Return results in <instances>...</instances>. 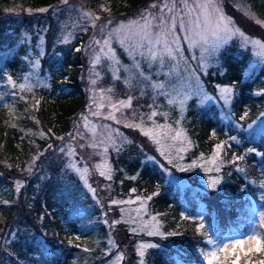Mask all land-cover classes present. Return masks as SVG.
Here are the masks:
<instances>
[{"label":"trees","instance_id":"1","mask_svg":"<svg viewBox=\"0 0 264 264\" xmlns=\"http://www.w3.org/2000/svg\"><path fill=\"white\" fill-rule=\"evenodd\" d=\"M148 1L92 0V3L104 4L112 13L122 14ZM243 3L264 21V0H243ZM60 4V0H0V264H108L109 261V255H105L109 226L103 219L102 205L98 206V201L74 174L66 172L64 178L48 175L51 164L46 168L44 164L36 168L37 163L35 167H27L40 154L39 159L45 157L53 146H58L59 140L71 133L74 119L86 106L83 75L87 61L78 47L86 41L90 29L68 43L52 42L53 21L45 13ZM22 35L33 38L34 46L37 35L45 37L46 53L41 60L42 68L49 73V83L34 95L28 91L23 94L6 79L10 75L17 82L29 69L24 57L30 46ZM251 59L250 52L242 50L239 42L233 40L220 55L221 66L211 68L205 76L212 91L217 84L234 86L231 114L244 125L264 113V64L254 72H246ZM57 63L62 65L59 70L55 68ZM184 125L194 144L191 156L209 154L216 144L224 143L226 128L215 104L203 106L191 100ZM228 132L237 134L230 126ZM241 137V143H230L222 170L223 181L217 190L206 189L197 180L191 183L192 179L185 187L168 182L166 172L145 158L148 152L139 148L137 142L129 148L132 155L127 154L128 149L113 155L117 194L125 197L135 189L139 195H152L149 208L164 222L163 236L131 235L130 240L150 239L157 245L148 250L143 264H205L197 249L208 247L204 230L197 231L201 222L216 240L226 241L250 232L253 221L258 219L256 213L264 210L261 207L264 200L260 199L264 194L261 186L264 133L251 140ZM142 144L148 148L146 142ZM249 149L254 151L247 161L233 162L234 156ZM237 167L245 171L239 172ZM44 170L45 178H39ZM65 188L70 193V203L63 207L58 199ZM200 215L204 216L203 221L199 220ZM127 256V264H141L134 262L137 255L132 251ZM249 256L250 264L264 260L261 252ZM243 259L242 256L241 263Z\"/></svg>","mask_w":264,"mask_h":264},{"label":"rangeland","instance_id":"2","mask_svg":"<svg viewBox=\"0 0 264 264\" xmlns=\"http://www.w3.org/2000/svg\"><path fill=\"white\" fill-rule=\"evenodd\" d=\"M153 2H155V0L148 1V3L140 8L132 9L122 14H115L112 13L111 10L104 4L95 6L92 3V0H70L68 5L60 4L56 8L45 13V15L49 17L50 21H53L52 28L50 29V40H52V42L58 41L59 43H68L69 41H73L75 36L79 35L80 32H87L90 29L86 41L81 45V47H78L79 49H82L83 56L87 61L83 75V83L87 90V100L85 110L81 112L76 120L74 119V126L71 133H69L67 137L59 140L57 143L58 146H53L48 153H45V157L43 156L42 159L38 158L39 160L35 159V157V163L33 164V159L27 167H35V164L37 163L36 168L39 164H44L46 168L48 164H51V167L48 170V175L64 178L66 172L74 174L75 177L81 181L82 186L91 194L93 198L98 201V206L102 205L104 213L103 219L104 221H108L106 224L109 226L107 251L110 249L111 254L109 255L108 264H127V255L131 251L137 255L134 262H141L144 260V257L150 248L143 249L144 255L141 257L137 252V246L140 243L156 244L150 239L141 240L142 238H139L140 240L136 241L130 240L131 235L138 234L154 237L147 235V231L152 230L153 224L158 227L159 232L165 234L164 222L158 214L151 211V208H149V200L145 199L146 196L143 194H137L135 189L131 190V193L125 197H120L117 194L116 189L118 188V184L115 181L116 169L114 167L112 157L118 152L114 150L110 143H107L108 136L114 137L117 140V143L120 144L121 150L119 152L126 151L128 149V155L131 152L129 148L133 146V142H137L139 148H143L148 152L147 157L145 158L161 167L164 172H166L167 181L170 183L185 187L190 185V179H192L191 183H193V180H197L198 183L202 184L206 189L213 190L209 187V177H220V183L215 189L217 190L223 181L224 174L222 173V170L226 164L225 157L228 156V152L231 150L230 143L232 145L241 143V135H244V138L251 140L253 138H260V136L264 133V113L259 119L247 125L242 124L232 116L231 103L234 92L228 105H225L222 100L218 99L202 104L198 97L193 96L185 103L183 110H181L178 104L168 105L167 100L164 97L157 96V93L149 87L148 83H141L136 79H132L131 85L126 83L125 81L130 74L125 72L123 68H121L119 72L121 78L119 80L113 78V62L107 59L104 52L100 51V48L103 45H97L94 41L102 40L107 36L108 31L116 28L122 21L126 23L129 20L139 19L145 8ZM221 5L223 11L233 18L236 26L241 28V30H243L250 37L261 38L262 41H264V28L255 23V19L259 18L249 7L245 6L243 0H221ZM241 6H244L243 11L238 10ZM244 11H248L250 15H253L254 19L247 18L243 14ZM84 12L90 13L93 17H99V20L96 21L95 27L86 17L83 16ZM109 20H111L112 23L108 25L104 36H102L100 26L101 24H107ZM22 37L26 39L28 46H30V48H27L26 56L31 60L39 61L38 68L36 69L39 76H33L29 81L31 84L30 91L27 88L21 90L17 87V89L22 91L23 94L28 91L32 92L34 95L37 89L45 87L49 83V73L45 68H42L43 64L41 60L43 55L46 53L44 44L45 37L37 35L35 38L36 46H34L32 42L33 38L31 39L25 35H22ZM233 40L238 41V39ZM112 47L116 48L118 59L121 64L131 67L130 58L122 49L119 48L115 39L112 40ZM185 54L189 55L187 52ZM97 56H99V62L94 63ZM27 62L29 63L28 60ZM262 65L263 64H258L255 71ZM220 66L221 60L218 65L213 64L210 66L207 69V73L211 68L215 69ZM61 67V63H57L55 68L56 70H59ZM142 67L146 74L150 72L147 65H142ZM30 71H32L31 63H29L28 71L19 81H17V83L19 84L24 82L23 78ZM205 76L206 75H201V84L204 91H206L210 96L218 97L219 93L216 88L215 91L208 88V85L205 82ZM152 78L153 80L157 79L155 75H153ZM93 80H96V84H92ZM101 89H103V92L100 91ZM109 89H111V91H109ZM129 97H131L130 106L124 107L117 103L120 100H124L127 103ZM193 99H195L198 104L203 106L215 104L219 110L221 121L226 128V136L223 140V144L226 145V147L221 150L220 155L215 160V163L212 162L213 153L216 150L215 148L213 152L209 154H201L197 157L191 156L190 154L194 144L187 132L184 121L188 105ZM113 104H117L119 111L112 108ZM101 105L103 107H99ZM149 105H153V108L158 112L168 113L167 120H165V117L162 115H158L153 119L158 124L168 123L173 129L181 130L182 136L179 140L172 141L170 139H166L162 141V144H156L153 139L143 135L141 129L146 131L153 127V122L147 119V116L153 110V108H149ZM157 105L159 107H157ZM93 112H97L98 115H92ZM109 112H112L120 123H116L111 119H104ZM84 117H87V119H84ZM141 117H143V120H141ZM177 121H179L178 124L176 123ZM102 125L107 127H101ZM125 125L132 126L127 127ZM135 125H140V127H136ZM249 125H251V127H249ZM229 126L236 130L237 134H230L228 132ZM93 133H95V136ZM117 133L119 135H117ZM73 136L76 138L73 139ZM231 137H236V139L232 140ZM94 140H105V144L97 143L96 147H92L91 145ZM142 142H146L148 148L143 147ZM82 145L83 147H81ZM105 147L108 148L107 152L104 151ZM60 148H64L65 152L61 153L59 151ZM69 149H71L74 153L71 157L67 154ZM181 149L184 150L181 151ZM162 151L165 155H161ZM251 153L252 152L247 151L242 154V156H244V162L247 161V157ZM41 156L42 155L40 154L38 157ZM180 157H183V159ZM169 158L173 160L172 164L168 163ZM193 161L196 162L197 167L188 169L187 166ZM66 162L75 164V168L67 169L65 166ZM217 165L220 167L219 172L215 171V167ZM85 167L88 168L86 182L84 179L80 178L79 172L76 171V169L82 170ZM181 167L186 170L180 171ZM205 168H212L213 171L206 172ZM56 169L59 173H56ZM102 171L110 172L111 179H108L106 176H101L100 172ZM45 176L46 174L44 170L39 178H45ZM262 185H264V180ZM262 189L264 190V187H262ZM62 194L63 195H61L58 199V203L64 207L66 204L70 203V193L68 188L63 189ZM137 197H140V199L138 200ZM111 200L125 202L131 200L133 203H119L112 205L111 208H109V202ZM142 202L143 208H141ZM200 211L201 213H204V206H201ZM105 213H107V215H105ZM153 216L156 217V221H152L151 218ZM113 220H120L121 222L112 225ZM134 228L136 229V232L132 231ZM236 237L237 236H235V238ZM127 244L131 246L127 247ZM197 249L198 252L201 253L202 248L198 247ZM246 249L247 245H245V250ZM121 253H123L124 258L121 261H117L116 258Z\"/></svg>","mask_w":264,"mask_h":264},{"label":"snow or ice","instance_id":"3","mask_svg":"<svg viewBox=\"0 0 264 264\" xmlns=\"http://www.w3.org/2000/svg\"><path fill=\"white\" fill-rule=\"evenodd\" d=\"M60 3L68 5L69 0H60ZM243 8L244 6H241L238 10L243 11ZM40 11H47V9H40ZM243 14L249 19H254V16L250 15L248 11H244ZM83 16L94 27L96 21L99 20L98 16L93 17L88 12H84ZM111 23L112 21L109 20L107 24H101L100 32L102 36H104L105 30ZM255 23L264 28V21L255 19ZM113 39L116 40L119 48L130 58L131 67L121 64L116 48L112 47ZM233 39H238L239 47L251 54L252 59L245 70L246 72H254L258 64H264V41L261 38L250 37L241 28L236 26L233 18L223 11L221 0H155V2L145 8L139 19L129 20L126 23L120 22L116 28L107 32L106 37L94 42L97 45H103L100 51L104 52L107 59L113 62L114 79L119 80L121 78L119 72L123 68L125 72L130 74L125 81L126 83L131 85L132 79H136L141 83H148L149 87L157 93V96L164 97L167 100L168 105L178 104L181 110H183L185 103L193 96L198 97L202 104L214 99L222 100L225 105L230 103L234 92L233 85H215L219 96L213 97L204 91L201 84V75H206L207 69L213 64L218 65L220 63V55ZM186 52L189 55H186ZM24 59L28 60L32 66V71L23 78L24 82L18 84L10 75L6 79L13 88L18 87L21 90L27 88L30 91L31 84L29 81L33 76H39V73L36 71L39 61L31 60L27 56ZM97 62H99V56L94 61V63ZM142 65H147L150 70L148 74L145 73ZM153 75L157 79L153 80ZM92 84H96V80H93ZM100 91L103 92V89ZM117 103L120 106L128 107L131 103V97L128 98L127 103L124 100H120ZM157 107L159 106L157 105ZM112 108L119 111L117 104H113ZM149 108H153V105H149ZM92 115L96 116L98 113L93 112ZM158 115L164 116L165 120H167V112H158L153 108L147 116V119L153 122V127L146 131L141 129L143 135L153 139L156 144H162V141L166 139L172 141L179 140L182 136V131L173 129L168 123H156L153 118ZM243 118L242 116L241 119ZM84 119H87V117H84ZM104 119H111L116 123H120L112 112H109ZM141 120H143V117H141ZM176 123L178 124L179 121ZM125 126L131 127L132 125ZM135 126L140 127V125ZM101 127L107 126L102 125ZM93 135L95 136V133ZM117 135L119 134L117 133ZM72 138L75 139L76 137L73 136ZM231 139L235 140L236 137H231ZM97 143L105 144V140H94L91 146L96 147ZM107 143H110L115 151L119 152L121 150L120 144L117 143L114 137L108 136ZM224 147L223 143L216 144V150L212 157L213 163H215L216 158ZM183 150L181 149V151ZM59 151L64 153L65 149L60 148ZM104 151L107 152L108 148L105 147ZM251 151L254 150L249 149V152ZM67 154L70 157L74 155L71 149L68 150ZM161 155H165V153L162 151ZM38 158L36 157L35 159ZM180 158L183 159V157ZM35 159L33 164L35 163ZM242 160H244V156L242 155L234 156L233 158V162ZM168 163L172 164L173 160L169 158ZM65 166L67 169L75 168V164L69 162H66ZM194 167H197L195 161L187 166L188 169ZM185 170L183 167L180 168V171ZM29 171H31V168ZM76 171L79 172L80 178L86 182L88 168L85 167L82 170L76 169ZM205 171L211 172L213 169L205 168ZM215 171H220L218 165L215 167ZM237 171L244 172L245 170L242 167H237ZM100 175L111 179L110 172L102 171ZM17 183L19 184V182ZM219 183L220 177H209V187L213 190L216 189ZM153 195H156V193H153ZM137 199L139 200L140 197H137ZM145 199L151 200L152 195L147 196ZM260 199L264 200V194L261 195ZM119 203H133V201L111 200L109 208ZM261 207L264 208V206ZM141 208H143V202L141 203ZM256 215L258 219L253 221L248 234L241 233L239 237L229 238L227 241L216 240L210 237L204 223L201 222L197 227V231L204 230L202 234L207 237L206 244L208 247L201 250V256L206 261V264H241L242 256L244 257L243 264H250L251 257L249 253H264V210L258 211ZM151 219L152 221H156L155 216ZM185 219H188V217H185ZM199 220L203 221L204 216L200 215ZM120 222V220H113L112 225ZM105 223H108V221L105 220ZM132 231L136 232V229L134 228ZM175 234L169 233V235ZM147 235L162 236L164 234L159 232L158 227L153 224L152 230H148ZM245 245H247L246 250ZM155 247H157L156 244L140 243L137 246V252L139 256L143 257V249ZM110 254V249L105 252L106 256ZM123 258V253H121L116 259L117 261H121ZM141 264H143V261H141ZM259 264H264V260H261Z\"/></svg>","mask_w":264,"mask_h":264}]
</instances>
